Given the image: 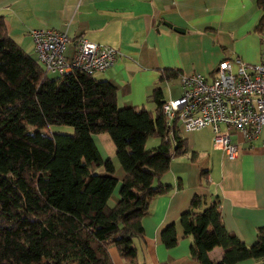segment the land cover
Wrapping results in <instances>:
<instances>
[{
  "label": "trees",
  "instance_id": "16d2710c",
  "mask_svg": "<svg viewBox=\"0 0 264 264\" xmlns=\"http://www.w3.org/2000/svg\"><path fill=\"white\" fill-rule=\"evenodd\" d=\"M263 23L264 16L258 31ZM177 74L164 69L160 79ZM148 100L153 110L118 106L112 84L79 69L48 77L0 16V264H112L111 246L126 264L138 263L134 240L148 201L167 191L159 179L171 156L186 151L178 126L165 125L159 87ZM53 125L72 132H53ZM102 133L123 171L111 204L115 168L92 138ZM149 137L159 143L145 149ZM202 202L192 196L178 218L182 235L191 237L190 257L197 264H264V227L247 246L224 229L215 201L194 213ZM159 237L172 247L174 225ZM215 246L223 254L211 261Z\"/></svg>",
  "mask_w": 264,
  "mask_h": 264
},
{
  "label": "crops",
  "instance_id": "0c3cea01",
  "mask_svg": "<svg viewBox=\"0 0 264 264\" xmlns=\"http://www.w3.org/2000/svg\"><path fill=\"white\" fill-rule=\"evenodd\" d=\"M0 16L9 37L33 58L29 31L37 28L64 32L68 59L78 37L114 48L112 64L92 75L115 87L118 106L153 110L151 91L159 87L164 101L176 98L181 73L197 71L209 77L219 60L233 57L256 63L264 0H0ZM164 69L178 74L160 79ZM175 126L186 151L171 156L159 179L169 188L150 197L140 220L141 235L134 243L141 264H197L190 257L191 237L182 235L178 219L194 195L203 199L194 213L215 201L224 229L247 246L264 227V126L249 140L240 133L230 135L237 146L232 159L213 146L209 126L189 132ZM152 138L151 146H157L159 138ZM99 139L109 146L106 138ZM112 163L116 187L123 171ZM113 190L112 203L117 200ZM169 223L174 225L176 242L165 247L159 233ZM108 254L112 264H126L114 246ZM222 254L219 246L207 252L211 261Z\"/></svg>",
  "mask_w": 264,
  "mask_h": 264
},
{
  "label": "built area",
  "instance_id": "2783aa9c",
  "mask_svg": "<svg viewBox=\"0 0 264 264\" xmlns=\"http://www.w3.org/2000/svg\"><path fill=\"white\" fill-rule=\"evenodd\" d=\"M258 34L260 52L256 63L233 57L219 60L209 77L197 71L179 74V95L161 106L167 129L176 123L185 132L209 126L213 146L228 159L237 152L230 137L233 132L245 140L259 134L264 126V23ZM29 35L36 62L45 72L62 74L79 69L92 75L108 68L117 53L110 46L78 37L68 59L64 49L69 40L64 32L37 28Z\"/></svg>",
  "mask_w": 264,
  "mask_h": 264
},
{
  "label": "rangeland",
  "instance_id": "374dc122",
  "mask_svg": "<svg viewBox=\"0 0 264 264\" xmlns=\"http://www.w3.org/2000/svg\"><path fill=\"white\" fill-rule=\"evenodd\" d=\"M46 73H47V76L50 77V78H53V77L56 76V74L52 73V72H46ZM50 129H51V131L58 132V133H71L72 132V128L70 126H65V125H53V126H50ZM100 135L103 136L104 138H106V140L108 141V145L109 146H106V145H104L102 143V140L99 139ZM92 138H93V140L95 142L96 147L98 148V150L100 152L101 157L103 159L106 158V157H109V158L111 157L110 159H112V161L117 165V160L115 159L116 157H114L115 155L113 154L112 143H111L109 137L107 136V134L102 133V134H99V135L98 134L97 135H93ZM151 145H155L154 138H152V137L147 139L144 148L145 149H151V147H152ZM118 189H119V184L116 187H114L113 196H114V194H117ZM115 197H116V195H115ZM108 203L109 204L112 203L110 201V199H109Z\"/></svg>",
  "mask_w": 264,
  "mask_h": 264
},
{
  "label": "water",
  "instance_id": "95a60500",
  "mask_svg": "<svg viewBox=\"0 0 264 264\" xmlns=\"http://www.w3.org/2000/svg\"><path fill=\"white\" fill-rule=\"evenodd\" d=\"M174 28V27H173ZM175 30L177 29V28H174Z\"/></svg>",
  "mask_w": 264,
  "mask_h": 264
}]
</instances>
